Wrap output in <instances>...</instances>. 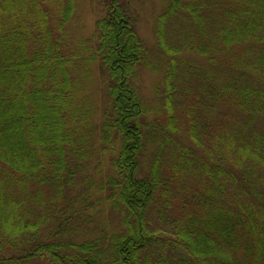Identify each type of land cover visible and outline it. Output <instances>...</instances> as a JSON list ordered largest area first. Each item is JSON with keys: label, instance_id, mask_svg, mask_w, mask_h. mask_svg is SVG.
I'll return each mask as SVG.
<instances>
[{"label": "trees", "instance_id": "16d2710c", "mask_svg": "<svg viewBox=\"0 0 264 264\" xmlns=\"http://www.w3.org/2000/svg\"><path fill=\"white\" fill-rule=\"evenodd\" d=\"M77 2L0 0V264H264V0H169L155 109L134 84L151 62L126 1L104 0L90 45L70 38ZM97 61L110 100L100 151L114 134L116 154L96 198L73 204ZM96 199L120 229L77 239Z\"/></svg>", "mask_w": 264, "mask_h": 264}, {"label": "rangeland", "instance_id": "374dc122", "mask_svg": "<svg viewBox=\"0 0 264 264\" xmlns=\"http://www.w3.org/2000/svg\"><path fill=\"white\" fill-rule=\"evenodd\" d=\"M130 9V15L134 21L133 28L137 31L138 36L144 41L148 48V58L151 62L149 66H139L134 84L142 98L144 104H148L151 108L157 107V88H160L164 72L161 66L157 64L161 62L160 49L157 46V37L154 27L157 17L165 10L169 0H125ZM108 9L104 0H78L76 17L69 26V33L72 43L80 42L81 44L90 45L93 42L97 30L98 21L108 14ZM90 77L87 79V97L88 105L93 110V124L95 129L91 134L89 165L85 170L80 172L72 185L71 197L72 203L82 199L89 189L91 197L96 198L97 189L92 188L98 186L101 179H106L108 175H112L111 156L116 154L115 136L111 144H108L105 153L101 154V147L105 143L102 140L101 124L103 120V111L110 102L104 80L107 77L106 68L102 67L101 62L97 61L90 65ZM92 121V120H91ZM151 139H148V141ZM145 144V140H144ZM156 146L146 144L144 151L145 157L141 161L144 169L151 156L155 153ZM152 153V154H153ZM170 154V152L168 151ZM167 153V154H168ZM96 190V191H95ZM96 204L89 202L90 207L87 210L86 217L74 221L73 236L77 239L96 238L104 234H111L120 229L122 214L118 209L111 206H104L100 200L96 199ZM88 216V217H87ZM77 229V231H76ZM38 264V262L36 263Z\"/></svg>", "mask_w": 264, "mask_h": 264}]
</instances>
